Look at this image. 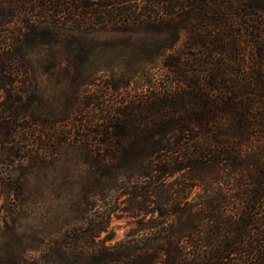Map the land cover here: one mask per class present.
Instances as JSON below:
<instances>
[{"label": "trees", "instance_id": "obj_1", "mask_svg": "<svg viewBox=\"0 0 264 264\" xmlns=\"http://www.w3.org/2000/svg\"><path fill=\"white\" fill-rule=\"evenodd\" d=\"M16 18L28 31L39 25L42 44L57 27L120 33L152 91L106 111L103 127L115 142L80 144L92 153L103 145L102 156L116 159L134 148L146 178L135 196L152 198L150 210H139L153 217L106 244V216L98 232L57 240L48 264H264V0H39V15ZM32 87L25 51L1 49L0 104L11 115L0 116V141L11 152L39 139L41 160L83 123L63 118L56 133L31 115L47 130L35 135L16 114L38 103ZM25 156L16 149L11 161Z\"/></svg>", "mask_w": 264, "mask_h": 264}, {"label": "rangeland", "instance_id": "obj_2", "mask_svg": "<svg viewBox=\"0 0 264 264\" xmlns=\"http://www.w3.org/2000/svg\"><path fill=\"white\" fill-rule=\"evenodd\" d=\"M0 2L6 11L0 24V50L13 45L21 53L25 51L38 102L16 113L21 122L31 126L35 135L47 130L32 121L31 115L50 123L56 133L68 124L83 123L70 128L69 139L53 143L46 159H36L39 139L20 140L11 152L10 145L0 141V264H48L57 240L74 233L85 236L91 229L98 232L106 225V216L111 237L105 243L123 240L141 220L153 217L139 210H150L152 198L135 196L137 185L146 179L138 175L136 150L130 149L122 160L103 157V145L100 152L92 153L80 142H115L103 127L106 111L133 107L138 97L152 94L148 75L139 73L137 51L120 33L101 29L78 33L57 27L53 32L58 35L42 44L39 25L34 32L28 31L16 18L39 15V0ZM70 10L72 7L66 9ZM18 57L20 60V54ZM109 84L119 87L112 91ZM4 97L0 89V102ZM10 115L0 104V116L9 119ZM66 117L65 126L61 119ZM55 119L58 121L52 126ZM96 131L98 134H92ZM16 149L31 160L11 161ZM104 235L102 232L100 237Z\"/></svg>", "mask_w": 264, "mask_h": 264}]
</instances>
